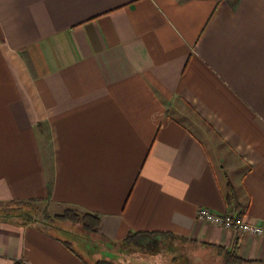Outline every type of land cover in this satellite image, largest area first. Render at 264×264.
Returning a JSON list of instances; mask_svg holds the SVG:
<instances>
[{
	"label": "crops",
	"instance_id": "obj_1",
	"mask_svg": "<svg viewBox=\"0 0 264 264\" xmlns=\"http://www.w3.org/2000/svg\"><path fill=\"white\" fill-rule=\"evenodd\" d=\"M27 201L98 216L110 252L148 233L264 264V237L197 219L264 226V0H0V207ZM72 236L0 219V264L101 259Z\"/></svg>",
	"mask_w": 264,
	"mask_h": 264
},
{
	"label": "rangeland",
	"instance_id": "obj_2",
	"mask_svg": "<svg viewBox=\"0 0 264 264\" xmlns=\"http://www.w3.org/2000/svg\"><path fill=\"white\" fill-rule=\"evenodd\" d=\"M37 206L40 211L31 223H36L47 231L53 230L54 233L70 241H72V235L81 237L83 242L75 243L74 246L79 252L86 254L90 261L95 257L110 258L120 264H225L224 256L219 255L217 251L174 236H167L159 241L154 240L150 245L152 247L118 245L116 250L110 252L103 245L104 242L100 236L85 231L82 224L51 222L46 215L54 217L57 215L55 211L45 203H39ZM27 212L36 213L35 210H27Z\"/></svg>",
	"mask_w": 264,
	"mask_h": 264
},
{
	"label": "trees",
	"instance_id": "obj_3",
	"mask_svg": "<svg viewBox=\"0 0 264 264\" xmlns=\"http://www.w3.org/2000/svg\"><path fill=\"white\" fill-rule=\"evenodd\" d=\"M227 201L230 206H234L235 208L239 207V202L237 199L236 191L231 183L228 184V195ZM39 201H27V202H14L10 204H5L0 207V219H9L18 222H32L37 213L40 211L38 209ZM27 210H35L36 213L31 214L27 212ZM47 219L58 222H68L73 224H82V227L85 231L95 233L99 235L100 223L101 220L98 216L81 213L74 209H67L63 214L55 215L51 217L46 215ZM240 216V215H238ZM157 236L154 234L148 233H136L129 234L125 241L120 244L122 246H138V247H152L153 239ZM103 239V237H100ZM69 246V245H68ZM118 247V245H112ZM243 260H241L236 252H227L225 254V264H243ZM96 264H120L109 259H99Z\"/></svg>",
	"mask_w": 264,
	"mask_h": 264
},
{
	"label": "built area",
	"instance_id": "obj_4",
	"mask_svg": "<svg viewBox=\"0 0 264 264\" xmlns=\"http://www.w3.org/2000/svg\"><path fill=\"white\" fill-rule=\"evenodd\" d=\"M197 219L200 222L221 226L227 230H233L241 235L249 234L264 237V226L248 223L233 212L219 214L207 208H200L197 212Z\"/></svg>",
	"mask_w": 264,
	"mask_h": 264
}]
</instances>
